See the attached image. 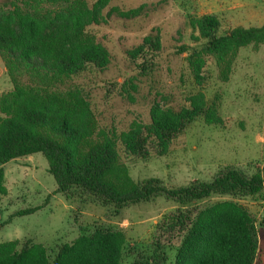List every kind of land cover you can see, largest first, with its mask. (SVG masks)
Returning a JSON list of instances; mask_svg holds the SVG:
<instances>
[{
    "label": "trees",
    "instance_id": "obj_1",
    "mask_svg": "<svg viewBox=\"0 0 264 264\" xmlns=\"http://www.w3.org/2000/svg\"><path fill=\"white\" fill-rule=\"evenodd\" d=\"M110 2L0 0V56L13 85L0 95V198L8 193L5 164L42 153L55 178V192L69 204L95 203L110 209L115 217L129 206L157 198L175 204V212L161 226L153 260L160 257L157 250L163 244H175L179 238L175 264H255L258 228L238 200H264V169L257 166L249 174L227 165L209 181L170 187L159 177L135 180L123 161V154L143 159L152 153L167 154L198 118L207 125L222 124L217 104L210 103L202 89L190 94L189 105L180 108L163 96L155 99L148 123L134 120L120 132L100 125L86 86L77 79L106 70L112 55L88 27L108 21L115 11L130 18L142 9L124 11L112 6L105 13ZM187 17L197 33L192 38L204 42L190 52L184 45L178 53L189 52L188 67L199 87L206 79L209 57L218 78L227 82L240 50L249 46L258 50L264 45V25H239L221 34L217 14ZM162 50V34L157 28L128 51L138 74L122 83L111 82L113 91L133 101L139 77L157 69ZM216 196L230 199L200 205ZM4 224L0 223V229ZM126 242L124 229L99 224L94 231L51 251L32 240L0 242V264H122Z\"/></svg>",
    "mask_w": 264,
    "mask_h": 264
},
{
    "label": "rangeland",
    "instance_id": "obj_2",
    "mask_svg": "<svg viewBox=\"0 0 264 264\" xmlns=\"http://www.w3.org/2000/svg\"><path fill=\"white\" fill-rule=\"evenodd\" d=\"M112 6L124 11L140 6L142 9L139 15L130 18L115 11L108 21L88 27L112 55L106 70L89 72L77 79L86 86L100 125L120 132L127 130L134 120L148 123L155 99L163 96L170 105L180 108L189 105L187 97L199 89L206 93L210 103L217 104L223 118L219 125H207L198 118L165 155L152 153L145 159L128 158L121 152L132 177L135 180L159 177L173 187L193 180L209 181L227 165L249 174L257 166L264 169V45L258 50L251 46L242 48L227 82L218 78L214 60L209 57L201 87L195 84L186 59L192 48L204 42L192 38L188 14H217L223 34L239 25H264V0H111L104 12ZM157 28L163 42L157 69L149 76L139 77L133 101L119 96L111 82L122 83L138 74L128 51ZM184 45L190 48L189 52L178 53ZM12 87L0 56V95ZM48 167L42 153L10 161L5 166L8 193L0 198V223H5L0 229V242L32 240L51 251L103 224L122 228L127 234L122 264H175L179 238L174 240L175 244H163L162 250H157L160 257L156 260L151 258L155 256L161 226L175 212V204L157 198L129 206L118 217L95 203L69 204L55 192L56 181ZM229 199L216 196L200 205ZM238 201L256 221L259 249L255 264H264V200ZM32 208L37 209L30 214H18Z\"/></svg>",
    "mask_w": 264,
    "mask_h": 264
},
{
    "label": "crops",
    "instance_id": "obj_3",
    "mask_svg": "<svg viewBox=\"0 0 264 264\" xmlns=\"http://www.w3.org/2000/svg\"><path fill=\"white\" fill-rule=\"evenodd\" d=\"M18 159H20V158H18ZM15 160H17V159H15ZM13 161V160H12ZM7 164H5V166H6Z\"/></svg>",
    "mask_w": 264,
    "mask_h": 264
}]
</instances>
